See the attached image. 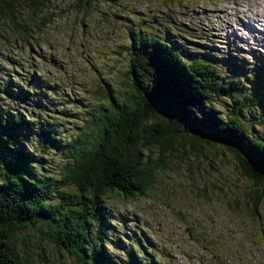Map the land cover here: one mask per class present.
<instances>
[{"label": "rangeland", "instance_id": "obj_1", "mask_svg": "<svg viewBox=\"0 0 264 264\" xmlns=\"http://www.w3.org/2000/svg\"><path fill=\"white\" fill-rule=\"evenodd\" d=\"M44 14L47 23L41 26L39 19L33 39L39 49L27 45L0 14V121L25 120L29 127L18 133V143L44 159L35 167L39 177H59L66 161L59 148L46 145L42 151L37 131L50 130L58 143L70 140L83 129L87 112L103 103L101 80L124 89L129 28L138 20L152 30L176 27L173 33L183 38L175 41L188 53L200 47L226 60L235 57L248 73L258 61L264 69V0H50ZM30 74L40 79L39 93L24 84ZM19 89L32 96L26 99ZM215 107L224 114L223 101ZM161 120L160 114L147 123ZM195 141L198 153L187 147L164 156V167L153 173L144 194L105 199L107 249L117 264H132L130 255L140 252L136 234L160 257L156 264H264V186L245 177L223 148ZM142 155L161 159L155 148ZM254 195L260 197L256 204ZM23 236L34 261L42 256L47 264H76L43 235Z\"/></svg>", "mask_w": 264, "mask_h": 264}, {"label": "trees", "instance_id": "obj_2", "mask_svg": "<svg viewBox=\"0 0 264 264\" xmlns=\"http://www.w3.org/2000/svg\"><path fill=\"white\" fill-rule=\"evenodd\" d=\"M49 1L0 0V14L27 45L39 49L34 34L40 29L39 19L41 26L47 23L44 11ZM154 29L142 19L129 28L124 89L101 80L98 93L103 103L87 112L75 137L58 143L50 130L37 131L42 151L54 146L65 158L59 177L35 173L44 159L33 157L18 143V133L29 127L25 120L0 121V264H47L42 256L37 262L29 257L23 236L27 231L43 235L44 242L76 264H117L107 249L110 214L105 199L117 195L131 200L144 194L153 173L164 167L167 153L187 147L196 153L202 150L195 139L209 148H223L245 177L264 186L261 64L248 73L235 57L226 60L221 52L196 47L194 54L188 53L175 41L183 37L173 33L172 25ZM28 78L24 84L39 93L40 79L34 74ZM18 92L26 99L32 96ZM38 99L47 106L44 97ZM218 100L224 102V114L215 107ZM160 114L161 122L147 123ZM151 148L159 151L160 161L142 157ZM252 199L256 204L260 197ZM136 236L140 252L130 255L132 264L158 263L160 257L147 240Z\"/></svg>", "mask_w": 264, "mask_h": 264}]
</instances>
